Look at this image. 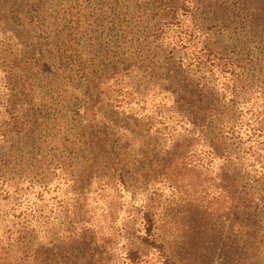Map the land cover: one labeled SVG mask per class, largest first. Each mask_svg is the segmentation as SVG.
Listing matches in <instances>:
<instances>
[{
  "label": "rangeland",
  "instance_id": "374dc122",
  "mask_svg": "<svg viewBox=\"0 0 264 264\" xmlns=\"http://www.w3.org/2000/svg\"><path fill=\"white\" fill-rule=\"evenodd\" d=\"M160 1L0 0V264H264V0Z\"/></svg>",
  "mask_w": 264,
  "mask_h": 264
},
{
  "label": "trees",
  "instance_id": "16d2710c",
  "mask_svg": "<svg viewBox=\"0 0 264 264\" xmlns=\"http://www.w3.org/2000/svg\"><path fill=\"white\" fill-rule=\"evenodd\" d=\"M161 2H162V0L160 1V3ZM171 7H172V9H175L173 6H171ZM163 8L165 9V7H163ZM168 13L169 14H173V11L171 9H169V12ZM153 31L154 32H153L152 36L156 40L162 39V33H163V31H162L161 28H156V29L153 28ZM200 61H198L197 63H199ZM187 64L190 65V62H187ZM262 113H263V111L261 110L260 113H259L260 116L262 115ZM256 132H257V130H254V132H253L252 135L253 136H256ZM261 136H264V135H261ZM256 137H258V136H256ZM254 139L255 138H253V139L250 140V138H248V140L251 141V142H254L255 141ZM262 141H264V137H262ZM249 150H251V155L250 156L253 158L252 164L249 166V168L250 169L252 168L253 174H251V178L254 179L253 180V182H254L253 186L255 187V192H258L260 194H264V163L263 162H260L261 163V164L259 163L260 166H256V162L258 163V160L254 157V151L252 150V146H250ZM257 173L259 174V176L256 177V178H254ZM249 174H250V172H249ZM219 190L222 193H225L226 194V190L223 187L222 188H219Z\"/></svg>",
  "mask_w": 264,
  "mask_h": 264
}]
</instances>
